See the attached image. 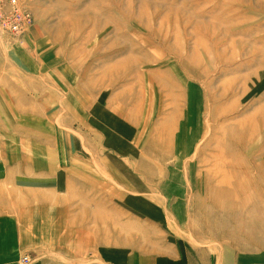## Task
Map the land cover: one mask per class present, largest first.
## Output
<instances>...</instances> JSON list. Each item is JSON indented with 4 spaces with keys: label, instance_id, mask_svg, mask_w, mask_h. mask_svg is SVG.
<instances>
[{
    "label": "rangeland",
    "instance_id": "374dc122",
    "mask_svg": "<svg viewBox=\"0 0 264 264\" xmlns=\"http://www.w3.org/2000/svg\"><path fill=\"white\" fill-rule=\"evenodd\" d=\"M16 1L0 9L4 256L28 264L58 235L57 166L80 172L60 206L110 190L145 258L262 264L264 0Z\"/></svg>",
    "mask_w": 264,
    "mask_h": 264
},
{
    "label": "crops",
    "instance_id": "0c3cea01",
    "mask_svg": "<svg viewBox=\"0 0 264 264\" xmlns=\"http://www.w3.org/2000/svg\"><path fill=\"white\" fill-rule=\"evenodd\" d=\"M33 166L31 169L39 170L42 175L53 176L50 175V167L38 168L36 163H33ZM62 170L56 166L55 188L52 191L49 189L52 192L51 195H55L54 208L55 206L58 208L54 211L59 212L61 218H57L56 223L52 222L51 224L58 235L48 237L45 245L46 251L32 256L28 264H177L175 252L170 251L151 253L145 258L141 222L126 220L127 218L110 219L114 210L117 213L116 215H121V212L127 213L125 210H118L120 207L117 204H114L115 209H113L111 197L106 198V193L109 192L110 195V190L105 189L104 195L102 193L97 194L96 190H90L91 193L88 195L91 199H88V201L91 204H86L84 201L82 204L78 202L70 204V201L73 200L71 193L65 204L60 206L61 200L59 198L63 199L65 195V193H60L61 190L66 192L67 188L65 186L68 183L73 185L77 178L80 179V172L71 173L72 178L65 175L67 177L65 178L64 173L61 172ZM77 174L78 177H75ZM78 190L81 189L73 190V196H79ZM96 197L104 199L99 201L96 200ZM125 206H127L126 203ZM86 211L92 213V220L90 218L88 220L83 219L86 218ZM100 211L104 214L102 222H98L96 219V213ZM106 214H109V216ZM42 223L37 222V227L45 228ZM113 227L115 231H112ZM58 229L62 230L59 231ZM25 232L33 233L35 230ZM20 257L19 254H11L6 258L4 252L0 250V264H19ZM260 263L264 264V259ZM180 264L183 263L180 262Z\"/></svg>",
    "mask_w": 264,
    "mask_h": 264
},
{
    "label": "built area",
    "instance_id": "2783aa9c",
    "mask_svg": "<svg viewBox=\"0 0 264 264\" xmlns=\"http://www.w3.org/2000/svg\"><path fill=\"white\" fill-rule=\"evenodd\" d=\"M16 2V0H0V9H2V7H5L7 11L13 12Z\"/></svg>",
    "mask_w": 264,
    "mask_h": 264
}]
</instances>
